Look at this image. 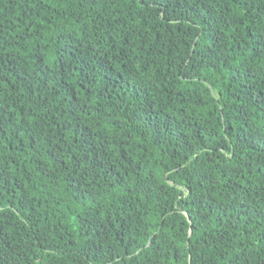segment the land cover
<instances>
[{
  "label": "trees",
  "instance_id": "obj_1",
  "mask_svg": "<svg viewBox=\"0 0 264 264\" xmlns=\"http://www.w3.org/2000/svg\"><path fill=\"white\" fill-rule=\"evenodd\" d=\"M0 264H264V0H0Z\"/></svg>",
  "mask_w": 264,
  "mask_h": 264
},
{
  "label": "snow or ice",
  "instance_id": "obj_2",
  "mask_svg": "<svg viewBox=\"0 0 264 264\" xmlns=\"http://www.w3.org/2000/svg\"><path fill=\"white\" fill-rule=\"evenodd\" d=\"M138 2H139V0H138Z\"/></svg>",
  "mask_w": 264,
  "mask_h": 264
}]
</instances>
